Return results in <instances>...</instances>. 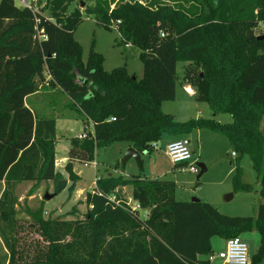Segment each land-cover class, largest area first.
Masks as SVG:
<instances>
[{"label":"trees","instance_id":"16d2710c","mask_svg":"<svg viewBox=\"0 0 264 264\" xmlns=\"http://www.w3.org/2000/svg\"><path fill=\"white\" fill-rule=\"evenodd\" d=\"M33 5L0 0V237L8 264H211L214 236L227 240L250 230L260 233L254 261L263 259L264 202L256 216L227 215L200 199L178 200L173 180L110 173L87 192L83 218L45 217V198L39 208L28 207L46 244L33 257L22 256L16 183L51 180L54 196L65 188L71 195L80 179L74 161L89 163L98 147L119 140L144 152L164 133L222 134L236 152L234 188L254 190L239 163L247 154L264 197V38L256 32L264 24V0H95L85 10L78 0ZM86 12L140 49L141 79L125 66L105 70L93 46L83 59L74 32ZM179 62L195 100L215 114L230 113L232 121H178L162 110L163 101L176 98ZM39 91L65 93L83 125L93 126L85 138L71 139L67 177L55 165L56 117L38 116L26 104ZM126 186L146 215L125 204L118 189Z\"/></svg>","mask_w":264,"mask_h":264},{"label":"rangeland","instance_id":"374dc122","mask_svg":"<svg viewBox=\"0 0 264 264\" xmlns=\"http://www.w3.org/2000/svg\"><path fill=\"white\" fill-rule=\"evenodd\" d=\"M23 1L15 0L17 6H25ZM26 1L29 5L34 3L33 6L39 8V4L45 0ZM78 1L84 2V5L80 6L82 10L95 4V0ZM169 1L173 2V0ZM75 6H78L77 2L73 7ZM263 31L264 24L256 30L259 35ZM74 37L82 46L84 60H87L93 46L97 52L103 55L105 70L125 66L137 79L143 77L144 64L139 56L140 49L130 44H124L118 30L109 29L99 24L94 13H84V20L76 28ZM183 72L184 63L179 62L177 65L176 91L180 94H183L181 85ZM49 94H51L49 97L52 103L49 102L50 99L46 93L39 95L45 96L44 102L40 99L37 101L38 97L36 96L30 100L38 105V116L55 117L62 114L71 115L69 117L58 118L56 157L60 159L68 154L71 139L83 133L85 127L76 110L71 108L70 99L65 93L57 92ZM161 108L166 113L174 114L178 121H186L196 116L214 118L218 122L220 121V123L232 121L230 113L215 114L207 102L197 101L193 97L185 98L183 95L182 97L177 96L171 101H163ZM262 127H264V118ZM180 135H187L190 138V146L194 152L193 161L196 164L203 163L207 168V171L201 175L198 185L197 176L200 170L198 172H191L187 164L175 165L167 155V143L170 138L176 136V134L170 133H164L157 142L152 144L149 151L141 152V168L138 167L134 159H130L126 163L125 168L122 167L121 160L127 149L132 146L130 142L124 140L115 141L106 147H98L93 161L89 163L74 161V171L80 175V179L71 195L68 188H65L51 199L44 201L46 193H54V184L51 183V180L42 181L39 184H36L34 181L17 182L15 185L18 219L16 238L18 239V246L22 256L29 259L37 253L39 245L42 247L46 244L37 231H35V228L32 227L33 220L26 211L28 207L33 210L37 209L44 201L45 217L53 213V216H63L67 219L83 218L87 211L85 203L87 192L93 189L97 177H102L109 173L114 176L124 175L127 178L136 176L173 180L176 181V198L178 200L186 201L198 198L212 203L222 213L227 215L255 216L259 203L264 202V197L260 194L261 187L257 181V173L252 166L249 156L247 154L242 156L239 159V163L244 171L243 181L253 184L254 190H237L234 188L232 181L236 156L232 155L233 149L226 136L208 129H203L201 135H198L195 131ZM58 169L67 177L62 164L58 165ZM3 187L4 183L1 182L0 190H3ZM124 194L125 199L130 197L131 186H126ZM229 194L233 196L227 200ZM71 212H74V214H71ZM249 232H255L256 237L249 239L247 237V233ZM241 235L248 246L249 264H264V258L254 261V256L259 245L260 233L257 230H250L243 232ZM213 241L224 245L225 239L220 236H214L212 238ZM222 245H219L218 248L212 247L211 264H223V260L218 256V252L223 248H221ZM8 258V251L0 237L1 264H8Z\"/></svg>","mask_w":264,"mask_h":264},{"label":"built area","instance_id":"2783aa9c","mask_svg":"<svg viewBox=\"0 0 264 264\" xmlns=\"http://www.w3.org/2000/svg\"><path fill=\"white\" fill-rule=\"evenodd\" d=\"M25 6H29L26 0L23 1ZM161 36H164V33L161 32ZM46 38V37H44ZM186 92L189 94H194V91L191 87H185ZM87 136V132L81 133L79 138H85ZM167 155L170 160L175 165L187 164L189 171L198 172L200 167L193 161L194 153L190 146V140L188 138H182L179 140H175L170 142L167 145ZM233 156H236V152H232ZM62 160H58L56 164L60 165ZM101 177L96 178V182ZM95 182V184H96ZM111 200L115 201V196L110 197ZM125 204L131 208L132 211H140L143 215L147 214V210L141 208V206L135 202L131 197L125 202ZM219 258L223 260V264H249V256H248V246L246 242L240 236H235L226 240V244L223 250L218 252ZM211 261V255L209 256Z\"/></svg>","mask_w":264,"mask_h":264},{"label":"crops","instance_id":"0c3cea01","mask_svg":"<svg viewBox=\"0 0 264 264\" xmlns=\"http://www.w3.org/2000/svg\"><path fill=\"white\" fill-rule=\"evenodd\" d=\"M263 24H261L260 26H262ZM259 35V34H258ZM184 65H185V63H184ZM181 85H182V91H183V94H180V93H177V91H176V97L178 96V97H182V95L183 96H185V98H187V97H193V98H195V88L191 85V84H189L188 82H186L183 78H182V81H181ZM191 87L192 89H193V91H194V94H189L188 92H186V90H185V87ZM43 93H46L47 94V96L49 97V96H51V94H49V93H52L53 94V92L52 91H39V92H36V93H34V94H32V95H30V96H28L27 98H26V104H27V106L29 107V108H31V110L35 113V114H38L37 113V107H38V105L37 104H35L33 101H31L30 99H32V97H38L36 100L37 101H39L38 99H40V100H44L45 101V96H39L40 94H43ZM179 94V95H178ZM40 97H44V98H40ZM49 99H50V103H52L51 102V98L49 97ZM43 101V102H44ZM58 114V113H57ZM174 115V114H173ZM69 116H71L70 114H67V115H61V116H59V115H56L55 117H56V136H57V122H58V118L59 117H69ZM198 116H196L195 118H197ZM85 127V131L84 132H89L90 133V131L92 132L93 131V126H92V124H88V125H86V126H84ZM87 129H88V131H87ZM202 130L203 129H198V130H196L195 132L198 134V135H201V133H202ZM83 132V133H84ZM182 138H188L189 140H190V138L189 137H187V135H180L179 134V136H173L172 138H170V140L168 141V143H167V145L170 143V142H172V141H175V140H179V139H182ZM69 151V150H68ZM194 153V152H193ZM55 158H56V161H55V165H56V167L58 168V164H56V162L58 161V160H62V165L63 166H65V164L68 162V154L66 155V156H64V157H62V158H60V159H58L57 157H56V150H55ZM207 171V170H206ZM64 174V173H63ZM79 175V174H78ZM65 176V175H64ZM66 177V176H65ZM79 177H80V175H79ZM176 182V181H175ZM51 183H53L52 181H51ZM121 191H124V192H126V187H123V189L121 190ZM2 192V190H0V193ZM81 192V191H80ZM123 192V193H124ZM130 198V197H129ZM204 201V200H203ZM207 202V201H206ZM210 203V202H209ZM212 204V203H211ZM256 214H257V212H256ZM256 214H255V216H256ZM243 216V215H242ZM248 216H250V215H248ZM252 216V215H251ZM240 237H242V235H240ZM247 237L249 238V239H253V238H255L256 237V234H255V232L253 233H251V232H249V233H247ZM259 242H260V240H259ZM225 244H226V240L224 241V245H222L221 243L219 244V243H217V242H212V247L214 248V247H216V248H218V246L219 245H222L221 246V248L222 249H220V251L221 250H223L224 249V247H225ZM258 248V247H257Z\"/></svg>","mask_w":264,"mask_h":264},{"label":"water","instance_id":"95a60500","mask_svg":"<svg viewBox=\"0 0 264 264\" xmlns=\"http://www.w3.org/2000/svg\"><path fill=\"white\" fill-rule=\"evenodd\" d=\"M84 5V2H82L81 1V6H83ZM258 38L259 39H263L264 38V35H259L258 36ZM92 135V133L90 134V136ZM130 159H134V160H136V162H137V164H138V167H140L141 168V165H142V158H141V152L139 151V150H137L133 145L132 146H130L128 149H127V151L125 152V154H124V156H123V158H122V160H121V163H122V167L123 168H125V166H126V163L130 160ZM197 165L200 167V172H199V174H198V176H197V178H199L206 170H207V168H206V166H205V164H203V163H197ZM123 188H119L118 189V191H121ZM232 194H229L228 196H227V200H229V199H231L232 198ZM52 197H54V193L53 194H50V193H46L45 194V196H44V198L46 199V200H49V199H51ZM191 200H193V201H197L198 200V198H192ZM0 264H1V260H0Z\"/></svg>","mask_w":264,"mask_h":264}]
</instances>
